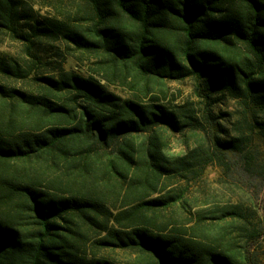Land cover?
I'll return each instance as SVG.
<instances>
[{"label": "trees", "instance_id": "trees-1", "mask_svg": "<svg viewBox=\"0 0 264 264\" xmlns=\"http://www.w3.org/2000/svg\"><path fill=\"white\" fill-rule=\"evenodd\" d=\"M27 4L0 0V35L31 42L20 32ZM70 4L35 21L32 36L61 40L108 84L148 101L64 69L36 77L34 91L0 81V264H261L253 246L264 222L252 225L239 204L190 213L187 186L173 181L202 174L213 157L166 150L196 119L151 86L195 77L208 94L264 108V0ZM0 77L29 71L0 56ZM242 140L217 145L239 151Z\"/></svg>", "mask_w": 264, "mask_h": 264}, {"label": "rangeland", "instance_id": "rangeland-1", "mask_svg": "<svg viewBox=\"0 0 264 264\" xmlns=\"http://www.w3.org/2000/svg\"><path fill=\"white\" fill-rule=\"evenodd\" d=\"M28 4V18L20 24V32L31 42H25L10 35H0V56H6L29 71L28 79H7L0 81L17 89L34 91L36 77L56 75L60 69L81 76L93 75L106 89L123 98L148 101L138 90L116 80L108 84L92 72L93 59L69 47L61 40L32 36L31 27L35 21L46 22L47 18H60V12L73 10L70 0H25ZM164 92H161L163 91ZM151 95H158L161 103L170 107L189 109L196 119V129L186 128L181 134H170L166 150L183 155L188 150L203 149L213 158L202 174L195 178L173 181L174 185H185L194 205L190 213L208 215L218 208L239 204L246 220L254 226L264 222V108L246 105L227 94H208L202 82L189 77L183 80H165L163 85L152 84ZM254 125V130L251 129ZM243 136L239 151H226L217 145L218 141H229ZM182 215V220L191 218ZM184 220V221H185ZM264 264V236L253 246ZM115 261H125L128 255L111 254Z\"/></svg>", "mask_w": 264, "mask_h": 264}]
</instances>
